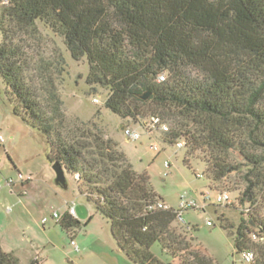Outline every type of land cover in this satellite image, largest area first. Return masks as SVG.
Wrapping results in <instances>:
<instances>
[{
    "label": "trees",
    "instance_id": "16d2710c",
    "mask_svg": "<svg viewBox=\"0 0 264 264\" xmlns=\"http://www.w3.org/2000/svg\"><path fill=\"white\" fill-rule=\"evenodd\" d=\"M42 28L86 62V83L107 90L109 110L166 118L164 142L185 139L210 183L232 185L250 213L238 224L219 217L221 227L236 253L252 249L251 264H264V0H0V74L14 113L46 135L49 161L75 175L118 248L135 264H219L196 243L197 225L156 207L165 200L147 171L102 131L67 119L50 73L59 62L28 53ZM58 223L81 224L68 211ZM19 263L0 243V264Z\"/></svg>",
    "mask_w": 264,
    "mask_h": 264
},
{
    "label": "rangeland",
    "instance_id": "374dc122",
    "mask_svg": "<svg viewBox=\"0 0 264 264\" xmlns=\"http://www.w3.org/2000/svg\"><path fill=\"white\" fill-rule=\"evenodd\" d=\"M2 39L0 32V43ZM29 44L32 46L28 49L30 57L59 62L52 66L50 73L67 119L85 128L102 131L113 139L136 170L150 174L154 188L170 207L178 208L184 191L196 197L204 190L213 194L219 190L230 192L232 203L219 205L212 202L206 212L187 210L184 217L198 227L194 232L196 243L219 264H247L242 261V254L235 252L233 235L221 227L219 220L223 217L235 224L240 222L242 211L232 185L228 181L210 183L206 166L199 156L187 155L186 147L177 149L175 144H166V133L148 127L146 119L149 115L138 120L122 119L109 110L105 106L107 90L93 89L86 83V62L71 59L61 40L48 30L42 28L37 38H29ZM125 127L139 130L141 139H127ZM154 141L161 146L159 152L150 147ZM49 153L46 135L14 113V105L0 74V243L3 249L14 251L20 258L19 264H29L36 256L41 257L37 264H135L119 250L109 220L81 194L73 173L66 170L69 191L53 184L56 172L48 159ZM167 160L171 162L169 167ZM197 173L203 176L197 177ZM72 202L81 224L67 230L53 213L57 211L62 217L66 210L69 212L68 206ZM45 217L48 219L46 224L43 222ZM207 218L214 224L207 225ZM153 250L161 255L157 245ZM121 256L123 260L119 259Z\"/></svg>",
    "mask_w": 264,
    "mask_h": 264
},
{
    "label": "built area",
    "instance_id": "2783aa9c",
    "mask_svg": "<svg viewBox=\"0 0 264 264\" xmlns=\"http://www.w3.org/2000/svg\"><path fill=\"white\" fill-rule=\"evenodd\" d=\"M147 125L151 129H159L162 132H167L169 131V125L163 120L158 115H152L149 120L147 121ZM124 135L127 139L129 140H140L141 139V132L137 129H134L132 127H125L124 128ZM185 139L179 140L175 146L177 149H181L185 146ZM151 149L154 150L155 152H159L161 150V146L158 142L154 141L150 145ZM171 162L169 160L166 161V166H170ZM202 173H197V177H202ZM216 203L219 205L222 204H230L233 202V199L230 195V192L228 190L220 191L217 192L216 194L211 193L209 190H204L200 193L198 197L194 196L193 194L189 193L188 191H184L181 193L180 198H179V206L177 209H174L176 213V217L178 221L182 224H187L188 222L186 221L184 217V212L187 210H196L199 212H206L208 210V207L210 204ZM156 207L162 208V209H170V205H168L166 202L160 201ZM69 213L73 216L76 215V208H75V203L72 202V204H69ZM242 211L244 213V216L247 217L250 213V208H242ZM53 217H55L57 220L61 219L60 214L55 211L53 213ZM47 218L45 217L43 219V222H47ZM207 225H213V220L211 218H207L206 220ZM252 237L254 239H258L257 233H253ZM263 240L264 237H261ZM74 243V241H72ZM242 261H244L247 264H251L254 262L256 258V254L254 250L252 249H246L242 253Z\"/></svg>",
    "mask_w": 264,
    "mask_h": 264
},
{
    "label": "water",
    "instance_id": "95a60500",
    "mask_svg": "<svg viewBox=\"0 0 264 264\" xmlns=\"http://www.w3.org/2000/svg\"><path fill=\"white\" fill-rule=\"evenodd\" d=\"M146 97V96H143ZM53 168L56 172V177L54 178L53 184L57 187L62 188L65 191H69L70 184L68 182L66 172L62 164L56 162L53 164ZM252 227H255V224H251Z\"/></svg>",
    "mask_w": 264,
    "mask_h": 264
},
{
    "label": "crops",
    "instance_id": "0c3cea01",
    "mask_svg": "<svg viewBox=\"0 0 264 264\" xmlns=\"http://www.w3.org/2000/svg\"><path fill=\"white\" fill-rule=\"evenodd\" d=\"M201 192H202V191H201ZM66 211H68V210H66ZM75 217H78V216H77V212H76ZM84 217H85V216H84ZM84 217H83V219L86 218V217H85V218H84ZM47 221H48V220H47ZM86 223H88V222H86ZM44 224H46V222H45ZM119 250H120V249H119ZM119 250H118V251H119ZM120 251H121V250H120ZM40 259H41V257L36 256V258L33 259V260H31L29 264H37V263H39ZM119 259H120V260H123V257L121 256V257H119ZM72 263H73V262H72Z\"/></svg>",
    "mask_w": 264,
    "mask_h": 264
}]
</instances>
